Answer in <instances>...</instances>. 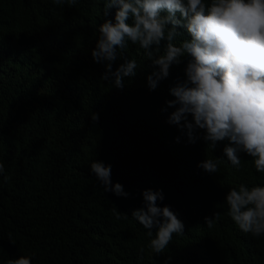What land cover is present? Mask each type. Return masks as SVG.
Wrapping results in <instances>:
<instances>
[{
  "label": "trees",
  "instance_id": "16d2710c",
  "mask_svg": "<svg viewBox=\"0 0 264 264\" xmlns=\"http://www.w3.org/2000/svg\"><path fill=\"white\" fill-rule=\"evenodd\" d=\"M111 11L105 17L104 0H0V160L9 177L0 176V264L21 255L32 264H264V236L240 230L225 201L241 184L264 186V173L243 152L234 168L227 140L212 150L168 122L169 89L185 79L189 57L150 90L156 69L129 43L123 56L137 61L136 76L122 90L101 79L91 51ZM178 31L177 45L190 39ZM207 158L222 159L217 173L198 167ZM93 161L111 165L126 197L104 190ZM147 189L162 190L158 206L185 226L163 254L149 248L156 229L147 236L131 215Z\"/></svg>",
  "mask_w": 264,
  "mask_h": 264
},
{
  "label": "clouds",
  "instance_id": "9594fccd",
  "mask_svg": "<svg viewBox=\"0 0 264 264\" xmlns=\"http://www.w3.org/2000/svg\"><path fill=\"white\" fill-rule=\"evenodd\" d=\"M56 5H75L77 0H53ZM106 18L99 26V37L91 51L92 59L104 66L101 79L123 89L125 78L136 76L138 64L123 53L129 43L138 44L154 70L147 76L150 90L166 79L170 67L189 57L185 79L169 89L174 99L166 101L174 108L168 122L187 135L190 143L202 138L215 149L227 140L223 153L239 170L240 153L252 158L255 170L264 173V0H104ZM184 29L190 39L175 43ZM162 42H165L162 47ZM163 49V53H161ZM118 60L122 63L113 69ZM191 117V120H189ZM93 114L92 120H98ZM203 130V136L196 135ZM179 139V138H177ZM222 159L207 158L198 164L208 173H217ZM90 171L105 191L127 196L120 183L112 184L111 165L93 161ZM5 166L0 160V176ZM144 207L132 217L154 238L149 248L155 254L167 250L174 235L184 234V223L168 206H158L162 190H144ZM228 215L240 230L254 237L264 236V186L239 185L226 195ZM116 219H121L116 212ZM127 219V214L123 215ZM220 218L205 217L212 227ZM7 264H32V257L21 255Z\"/></svg>",
  "mask_w": 264,
  "mask_h": 264
}]
</instances>
